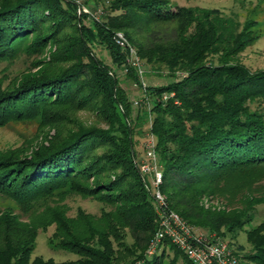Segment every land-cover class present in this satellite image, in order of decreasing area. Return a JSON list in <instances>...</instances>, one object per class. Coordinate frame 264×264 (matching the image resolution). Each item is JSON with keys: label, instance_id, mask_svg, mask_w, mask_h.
<instances>
[{"label": "trees", "instance_id": "obj_1", "mask_svg": "<svg viewBox=\"0 0 264 264\" xmlns=\"http://www.w3.org/2000/svg\"><path fill=\"white\" fill-rule=\"evenodd\" d=\"M107 10L103 21L86 27V16L79 17L68 0H0V60L11 57L16 46L50 23L51 37H37L35 46L51 39L60 46L56 63L73 64L62 72L26 77L0 92V127L38 119L56 130L67 109L81 105L84 91L109 127L57 133L32 150L0 152V197L10 203L0 208V264H28L37 232L50 226L56 228L60 248L85 259V264L119 262L106 241L117 238L115 228L127 231L138 252L125 264H162L171 250L189 264L166 242L156 255L143 254L154 235L155 205L146 177L134 164L129 104L112 69L94 55V47L107 51L111 66L123 70L140 90L136 68L127 63L128 48L139 62L164 68L169 77L179 72L164 86L142 89L145 100L152 99L149 135L168 210L188 226L219 236L220 230L239 231L254 217L255 206L264 205V108H249L264 103V71L252 74L236 61V55L254 42L255 24L239 26L232 16L179 7L169 0H113ZM66 29L74 30L76 38L58 40ZM114 34L123 38L124 46ZM164 95L163 102L157 101ZM145 114L143 110L140 121ZM96 149L108 152L89 158ZM115 172L119 175L106 178ZM91 182V188L85 185ZM71 193L83 198L103 195L100 201L109 212L99 219H66L60 203ZM204 197L223 203L219 209H204ZM246 241L255 250L247 262L264 264V238L254 231L246 234ZM90 242L104 250L85 245Z\"/></svg>", "mask_w": 264, "mask_h": 264}, {"label": "rangeland", "instance_id": "obj_2", "mask_svg": "<svg viewBox=\"0 0 264 264\" xmlns=\"http://www.w3.org/2000/svg\"><path fill=\"white\" fill-rule=\"evenodd\" d=\"M73 2L76 6L77 15L80 17L82 14L86 16L83 19V25L86 27L91 26V21L97 20V22L103 21L106 16L105 11L113 0H68ZM172 4L177 5L183 8H199V9H208L210 11L219 12L223 17H234L239 26H242L246 21H251L255 24L252 32L255 40L253 43L247 44L246 48L243 49L238 55H236V61L239 66L245 69L247 72L252 74L260 73L264 71V0H169ZM112 17V16H110ZM49 25L42 26L39 31L33 35L28 36L24 44L21 46H16L14 53L8 57V59L0 60V92H7L10 88L20 85L19 83L23 82L26 77L37 76V74L42 73H51V71H61L65 70L68 66L73 64L70 62L56 63V58L58 56L57 51L60 50V46H56L51 39L48 41L45 46L42 47V44H37L35 46L36 38H50L49 34ZM76 27V26H74ZM48 34V35H46ZM115 37H118L119 34H114ZM76 38L74 30L66 29L64 34L58 40L63 38L64 41L69 42L72 38ZM63 41V42H64ZM69 44V43H68ZM62 49V48H61ZM94 55L106 66L108 65L112 69L117 82L118 89L125 94L127 103L129 104L128 109V118L131 122L130 126L131 137H130V146L132 154L134 156L135 166L139 165L143 157V152L145 151L144 145L149 135V123L151 122V116L148 113V110L151 108V100L148 99V102L145 100L147 96L143 93L142 89H149L150 87H161L164 86L167 82L176 80L179 76V72L174 74V77H169L168 72L164 68L154 69L152 67L144 65L142 62H139L138 57L134 53V56L137 58L141 78L139 82L141 90L137 85H134L132 80L126 78L124 71L115 69L111 66L110 58L107 53L102 48L94 47ZM127 55V63L129 65V54ZM211 58H208L210 61ZM211 62L216 64L214 59H211ZM83 82V81H82ZM83 84V83H82ZM82 93V97L79 102H82L80 106L67 109V112L63 114L64 120H59L56 115L57 124L59 125L56 130H52L51 127L44 126L46 123H42L37 119L35 121H25V122H11L6 125L4 128L0 127V152H10L12 150H32L36 146L40 145L45 139L54 136L55 134H63L68 131L77 132L82 129L87 130H101L109 131V127L106 125L107 122L103 120V117H100L99 114H96L97 106L94 105L92 96L88 93ZM163 102L165 100V95L158 98L157 101ZM93 103V105L90 103ZM85 102L90 103L87 107ZM77 103V102H76ZM260 104V103H259ZM249 104L251 109L263 110L264 103L259 105ZM76 105V104H75ZM82 106V107H81ZM81 107V108H80ZM145 111L146 118L145 121L142 120L141 112ZM141 111V112H140ZM137 116L139 119L136 120ZM53 117V118H55ZM52 118V119H53ZM62 119V118H61ZM118 135V134H117ZM116 135V136H117ZM107 150L96 149L95 152L89 154V158H95L104 153H107ZM119 175V173L107 174L106 178L111 179L114 175ZM91 183L85 185L91 188ZM105 195V194H104ZM103 195H99L96 198L81 197L76 194H70L66 196L64 201L60 203L63 207V212L66 219L73 220L78 219L79 215L90 216L92 219H99L102 214H107L109 208L105 205L100 198ZM104 197V196H103ZM201 206L206 209L210 207H215L219 209L220 204L223 202L214 198H202ZM9 201L0 197V208L8 207ZM254 217L252 220L242 226L237 232H226L220 230L219 236H216L212 233L216 239L223 244H226L231 251L240 258L244 264H251L247 262V257L255 254V250L252 245L248 244L246 241V234L256 231L259 238H264V205H256L254 208ZM81 217V216H80ZM81 225V224H80ZM78 226L79 232L82 236L85 235L84 229L81 226ZM199 229V228H198ZM201 231V229H199ZM258 230V231H257ZM114 234H117L116 237L106 238L107 243L110 245L111 253L115 256H118L120 264L129 263V260H132L138 255V252L132 246V240L127 234V231L124 229L115 228ZM116 232V233H115ZM203 232V231H202ZM112 234V235H114ZM203 234H206L203 232ZM55 226L46 227L43 230H40L36 234V239L33 242V250L29 256L28 264H76L81 263L85 264L86 260L80 258L75 253H69L63 251L60 246L56 236ZM254 235V234H253ZM115 236V235H114ZM96 242V240H95ZM94 250L103 251L99 247V244L86 243ZM148 247V246H147ZM146 247V248H147ZM148 249V248H147ZM147 250H144V255H146ZM107 252V251H105ZM171 259H174V264H184V261L175 255L173 250L167 251V257L164 258L162 264H169ZM119 262H115L118 264ZM114 264V262H113Z\"/></svg>", "mask_w": 264, "mask_h": 264}, {"label": "built area", "instance_id": "obj_3", "mask_svg": "<svg viewBox=\"0 0 264 264\" xmlns=\"http://www.w3.org/2000/svg\"><path fill=\"white\" fill-rule=\"evenodd\" d=\"M118 45L124 46L120 35L115 37ZM129 65L136 68L141 78L140 65L134 56L135 51L128 48ZM143 86V85H141ZM143 157L137 166L138 171L146 177L150 198L155 205L156 226L146 249L147 256L156 255L162 243L171 244L187 260L189 264H244L226 244L218 241L212 234H203L199 229L188 226L181 218L166 208L164 197L159 191L161 185V167L157 162L152 136L144 145Z\"/></svg>", "mask_w": 264, "mask_h": 264}]
</instances>
